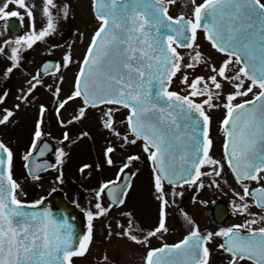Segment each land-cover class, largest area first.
Instances as JSON below:
<instances>
[{
	"label": "snow or ice",
	"instance_id": "1",
	"mask_svg": "<svg viewBox=\"0 0 264 264\" xmlns=\"http://www.w3.org/2000/svg\"><path fill=\"white\" fill-rule=\"evenodd\" d=\"M173 8L186 11L173 16ZM89 10L95 27L87 36L83 55L74 58L69 45L60 62H45L28 73L23 71L24 50L47 42L62 21L74 18V5L72 0H40L39 4L0 0V21L4 22L0 58L7 62L0 78L21 72L27 85L20 87L11 107L7 106L9 93L0 91V126L17 123L21 108L33 103L38 90L47 89L55 100L53 111L60 127L69 129L97 113L106 133L102 163H84L79 171L117 167L116 178L96 188L94 210L84 213L87 228L80 234L68 216L58 219L47 207L41 208L44 198L30 204L18 198L23 186L14 178L16 154L0 140V264H74V258L92 252L94 221L108 218L114 207L120 209L123 222L116 219L115 230L108 226L106 242L115 239L144 249L143 264H215L214 253L219 264H264V0H187L184 4L89 0ZM10 18H17L21 25L27 18L29 31L6 38L8 31L18 30ZM201 34L220 55L219 61L201 50ZM84 39L85 33L80 32L79 41ZM201 71L204 74H198ZM68 72L73 76L65 93ZM174 79L181 87L173 89ZM73 104L71 117L61 119V110ZM122 110H126L125 119L118 121ZM216 110H223L219 158L211 136ZM48 111L39 104L30 147L21 157L26 178L32 181H40V172L49 167L36 164L33 158L45 136ZM119 124H126L123 131ZM62 137L60 143L67 141L69 147L85 138L92 140L88 131L73 139L65 130ZM133 146L139 147L140 154L127 151ZM48 149L43 144L39 155ZM68 155L64 148L56 152V183H64ZM144 163L150 169L152 195L158 204L156 223L148 230L131 210L122 208L133 189L136 173L131 169ZM206 188L227 190L232 213L243 222L202 230L181 202L188 190L199 193ZM192 203H198L196 196ZM170 214L186 228V234L174 243L164 242L171 230ZM217 215L222 216L223 210ZM153 240L161 241L160 245L152 246ZM213 244L215 249L210 247ZM101 264L116 261L104 252Z\"/></svg>",
	"mask_w": 264,
	"mask_h": 264
},
{
	"label": "rangeland",
	"instance_id": "2",
	"mask_svg": "<svg viewBox=\"0 0 264 264\" xmlns=\"http://www.w3.org/2000/svg\"><path fill=\"white\" fill-rule=\"evenodd\" d=\"M85 9L83 8L79 11V8L75 7L74 18L70 26L74 28L77 32L76 35L72 37L70 43L72 44V51L75 57L81 56L85 48V40L90 34L94 25L92 23V18L89 13L88 0H85ZM178 3H187V0H177ZM200 2V0H198ZM182 11H186L184 8H173L170 12L173 16L179 14ZM80 32L85 33V39L81 43L79 41ZM2 39V38H1ZM201 50L214 61H219L221 58L216 55V53L210 48L207 41L203 39V35L200 36ZM66 50L64 46L54 47L51 45L45 46L42 51L43 53L37 52V57L31 63H27L24 66L23 71L28 73H34L37 71L38 64L44 59V55L51 52L55 58L61 59L62 53ZM3 73V72H1ZM198 74H204L202 71ZM179 75V74H178ZM72 72L66 74V83L64 84V92L67 93L71 87ZM192 76L190 75V79ZM49 79V78H48ZM46 79V81L48 80ZM21 86L27 87L26 78L21 72H16L11 76L8 82H4L3 85L0 84V91H7L9 93L7 99V106L11 107L15 103V95ZM173 89L181 87L178 85L177 80L173 81ZM43 103L49 111L45 113L43 130L45 136L43 138H48L56 145V151L59 148H64L65 151L69 153L66 157V162L63 166V180L64 183H56L55 177L58 174L59 166L53 172L41 175L40 181H32L30 178H26L25 169L23 167L24 161L22 160V155L26 149L30 147L32 139V131L35 122L38 118V106ZM55 106V100L51 96V93L47 89H40L35 93L33 98V103L27 108L23 107L17 113L16 119L17 123L13 126L7 128L0 126V134L3 140L9 144L16 154L15 167H14V178L20 182L23 186V195H18V198L25 203H34L35 201L48 197L55 188V191H60L65 195V198L72 201L75 199V195L78 192H82L84 196L83 208L86 211L94 210L95 203V190L98 185L107 180L115 179L117 173V167L109 168L106 165L101 168L100 171H90L85 170L84 173L79 171V168L84 163L97 164L102 163V150L106 143L105 135L103 129L100 128L99 122L97 120V113H93L87 120L82 124L76 126H69V129H64L57 123V117L53 111ZM67 111L61 110V119L67 121L73 113L75 105L72 107L66 106ZM117 120H124V112L117 114ZM121 131L125 128V124H119ZM65 130L70 131V135L73 139L81 131H88L92 137V140L87 138L77 141V143L72 144L70 147L69 142H64L61 144L62 133ZM128 152L132 154H140V149L137 146L130 147ZM143 159V157H142ZM117 164H119V158H117ZM128 171V170H126ZM131 172L136 173L133 177V189L130 190L129 196L122 206L124 210H131L136 217L139 225L148 230L153 227L157 219L158 204L154 200L152 195V189L150 184V169L147 163L137 164L132 169ZM227 191V190H226ZM216 199L218 194H213ZM67 200V201H68ZM105 203H107L105 201ZM182 205V204H181ZM184 205V204H183ZM188 212L193 216H208V211H198V206L189 204ZM171 212V210H170ZM174 214H170L172 217ZM119 219L123 222L120 215L119 208H113L111 214L108 218L101 217L100 219L94 221L95 232H96V243L93 245L92 252L83 258H74V264H101V256L104 252H107L108 256L116 261V264H143V257L145 255V250L125 241H118L113 239L111 242H106L105 232L108 226L111 224L113 230H115V220ZM175 230V229H174ZM177 232L174 231L172 235L171 232L168 233L166 241L169 239H176ZM161 241L153 240V245H159Z\"/></svg>",
	"mask_w": 264,
	"mask_h": 264
},
{
	"label": "flooded vegetation",
	"instance_id": "3",
	"mask_svg": "<svg viewBox=\"0 0 264 264\" xmlns=\"http://www.w3.org/2000/svg\"><path fill=\"white\" fill-rule=\"evenodd\" d=\"M35 2L37 4H39L40 0H35ZM85 2H86L85 0H72V3L74 5V12H75V7L79 8V11H81L83 8L85 9V7H84ZM88 8H89V0H88ZM89 13H90V10H89ZM170 14H171V12H170ZM90 15H91V13H90ZM91 18H92V15H91ZM72 20H73V18H70L68 21H62L59 28H58V32L56 34H54L53 36L48 37L47 42H45V43H39L38 42L36 45H34L33 49L24 50V52L22 54V64L25 66L27 63L33 62L35 57H37V52L42 54L43 53L42 49L45 46L51 45V46L56 47V45H60V46L62 45L67 49L69 47V45H72L70 43L71 41H73L72 37L74 35H76V33H77L74 30V28H72L70 26V24L72 23ZM11 22H15L17 24L18 30L16 32L8 31L6 33V38H15L16 35H24L29 31V25H28L27 18H25L22 25L20 24V21L17 20V18H10V23ZM92 23L95 27V21L93 20V18H92ZM3 26H4V22L0 21V31H3ZM36 27L37 28L40 27L39 22L37 23ZM94 27H93V29H94ZM93 29L91 30L90 34L92 33ZM85 43L87 44V38L85 40ZM86 44H85V46H86ZM49 53H51V52H49ZM49 53L44 55V59L42 61H40L36 70H39L41 65L45 62H48V61H51L54 63L60 62V59L55 58L53 53H51V55ZM82 55H83V53H82ZM216 55L218 57H220L219 54L216 53ZM79 57H80V55L77 57L74 56V58H79ZM6 64H7V62L2 60V58H0V73L4 71ZM10 79L0 78V84L3 85L4 82L9 83ZM46 79H48L47 76H45V80ZM123 111H124V119H125L126 110H123ZM222 117H223V110H216L212 113L211 136L214 139V155L216 158L221 157L222 150H223L222 149V133L220 131V121L222 120ZM0 140H3L1 134H0ZM229 180L231 181L230 176H229ZM215 193L218 194V197L216 199L213 197V194H215ZM193 196H196L198 203H196V204L192 203V197ZM200 201H203V203H200ZM231 201H232V197H231L230 193H228L226 190L225 191H218L215 189L206 188L205 190H202L199 193L195 192L194 190H188L187 192H185V195L182 199L181 204H182L183 209L186 212H188L187 208H188L189 204L197 205L198 211L200 213H201V211H203V212L208 211L209 212L208 216H193L189 212L188 213L200 225L202 230L214 231V230H217L218 227L230 226V225L235 224V223L243 222L242 217H240L238 215H233ZM68 202L73 204L74 202H76V200L75 199H73L72 201L68 200ZM83 207L84 206L82 205V206H80L79 209L82 212V215L86 221V224H85V229H86L87 228V218L84 214L85 209ZM220 209L223 210V215L218 217L217 212ZM253 211H255V209H253ZM169 223L171 226V230H170L171 234L173 235L174 231H176L177 236H176V239H174V240L170 238L169 242H167V243L178 242L182 238V236L184 234H186V228L183 226V221L178 219V217L174 214L172 217L169 216ZM219 242L220 241L217 240L216 244H218ZM159 245H156V246H159ZM210 247L215 249V244L211 245ZM213 259L215 261V264H219L220 258L218 255H215V253H214Z\"/></svg>",
	"mask_w": 264,
	"mask_h": 264
},
{
	"label": "water",
	"instance_id": "4",
	"mask_svg": "<svg viewBox=\"0 0 264 264\" xmlns=\"http://www.w3.org/2000/svg\"><path fill=\"white\" fill-rule=\"evenodd\" d=\"M45 143L48 144L49 149L45 151V155L40 156L39 149ZM33 158L36 164L49 166L48 170L41 171L40 174L45 173L49 170H52L55 164V148L52 145H50L46 140H43L40 143L37 151L33 154ZM48 200H54L53 203H54L55 208H52L51 205L49 206L41 205V208L47 207L53 212L54 216H56L58 219H62L63 216L65 215L68 216L69 222L74 225L78 233L83 234V232H85V224H84L82 214L77 210V207L84 202V196L81 192H78L76 194V205L68 204V202L65 200V197L63 196L61 192L51 193L49 195ZM29 211H31V209H29Z\"/></svg>",
	"mask_w": 264,
	"mask_h": 264
}]
</instances>
